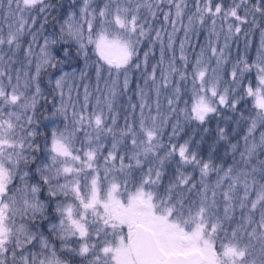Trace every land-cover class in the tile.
I'll return each instance as SVG.
<instances>
[{"label": "snow or ice", "instance_id": "snow-or-ice-1", "mask_svg": "<svg viewBox=\"0 0 264 264\" xmlns=\"http://www.w3.org/2000/svg\"><path fill=\"white\" fill-rule=\"evenodd\" d=\"M49 95L64 127L41 132ZM58 252L264 264V0H0V264H72Z\"/></svg>", "mask_w": 264, "mask_h": 264}, {"label": "trees", "instance_id": "trees-1", "mask_svg": "<svg viewBox=\"0 0 264 264\" xmlns=\"http://www.w3.org/2000/svg\"><path fill=\"white\" fill-rule=\"evenodd\" d=\"M52 2L53 3H57V4H64L65 6H67V4L69 3V0H52ZM58 11H60V10L58 9ZM56 14L57 13H53V15H56ZM205 34H202L200 36V41L201 42L204 41V35ZM182 35H183V33H179L178 34L177 48H178L179 38L182 37ZM249 39L252 41V44H251V47H249V49L247 51V55L249 57V62L251 63L253 60H255L254 53L256 52V49H255V48H257L256 45L257 46L259 45V32L256 31V32L252 33V35L249 37ZM73 51H75V50L73 49ZM236 52H237V48L234 45L233 48H232V54H233V56L236 55ZM239 52H240L241 55H244L245 54V52H244V45H243V39L241 40V43H240V46H239ZM156 57L157 58L159 57V50H158V48L156 50ZM95 58L96 57L93 55L92 59L95 60ZM81 67H83V60H81L79 62V64H77L76 62L72 61V62H68L64 66L63 70H65V71L66 70H70L72 72L75 69L76 72H77V75H78L79 74V68H81ZM229 70H230V66H229ZM58 73L59 72H56L55 75H57ZM93 75H94V73H93ZM256 80H257V73H256L255 69H253L251 73L247 74V78L245 80V85H247V83L250 81L252 83L253 87H255ZM45 83H46L45 85H47V80H45ZM131 87H132L133 91L132 92H129L128 95L121 97L120 100H119V102H118L119 103V107L117 108V111L120 113V119H119L118 123L121 124V125L123 124V116L127 114V112L125 110L128 109L129 103L130 102L131 103H137L138 102V99H137V97L134 94V89H135V76L133 77V84L131 85ZM81 88H83V87L81 86L80 89ZM190 95H191L190 93L188 95H185L183 97V99L184 100H188L189 102H191L190 101ZM129 96H131V101H129ZM161 99H162V102L165 103V105H166V101L163 100V97H161ZM246 101H247L246 105L245 104H241L239 107L240 108L247 107V108L251 109V107L253 105V100L251 98H246ZM41 103H43V101ZM48 104H49V100H48ZM48 104H46L44 107H41L39 109V111L43 110V112L46 113L49 110V108H50V106L47 107ZM181 107H183V104H181ZM39 111H38L37 115H38V117L40 119V125H41L40 126V131L41 132L50 131V129H51L50 125L43 120L42 113L39 112ZM129 111H130V109H129ZM137 112H138V110H137ZM245 115H248V112H245ZM44 125H48V127L45 128ZM195 127H196L195 123H193L192 125L187 126L185 128V133L191 134L192 129L195 128ZM210 127L213 128V129L215 128V121H212L211 122ZM233 127H235V125H233ZM166 131H169L170 132V128L166 129ZM241 135H243L242 132H241ZM165 139H166V137H165ZM196 139H199V134H197ZM181 142H183V141L181 140ZM210 143H211V136L206 137V142L202 145V154H204L205 156L207 155L208 145ZM223 151H224L223 147H220L219 148V152H220L221 155L223 154ZM195 175H196V177L198 179L199 178L198 172ZM213 179H214V177H213ZM164 183L167 184V177H165Z\"/></svg>", "mask_w": 264, "mask_h": 264}, {"label": "rangeland", "instance_id": "rangeland-1", "mask_svg": "<svg viewBox=\"0 0 264 264\" xmlns=\"http://www.w3.org/2000/svg\"><path fill=\"white\" fill-rule=\"evenodd\" d=\"M256 47H257V45H256ZM256 49V48H255ZM254 55H255V58H256V52L254 53ZM65 71V70H64ZM65 72H71L70 70H66ZM58 75H60V73H58L56 76H58ZM46 84V83H45ZM46 86V85H45ZM257 86V80H256V85H255V87ZM79 93H80V95H79V100H80V102H82L83 101V88H81L80 90H79ZM74 96L76 95L75 93L73 94ZM48 100H49V104H48V106L47 107H49L50 106V108H49V110L46 112V113H44L43 112V110H41V111H39V112H41L42 113V118H43V120L46 122V123H48L49 125H50V127H52L53 125L52 124H50V119H54L55 120V123H56V125H58L60 128H63L64 127V121H63V117H52V112L54 111V109L52 108V101H53V98H52V96H48ZM52 100V101H51ZM55 103L57 104V105H59V103H60V98H59V96L57 95L56 96V98H55ZM92 103H95V100L93 99L92 100ZM43 104V103H42ZM45 106V105H44ZM43 106V107H44ZM70 111L71 110H69V113H70ZM77 147H79V143H77ZM57 248L59 249V244H57ZM58 255H60L61 256V258L62 259H69V260H71L72 261V264H80V260H79V258H75V259H73L72 257H70V256H68V255H66V254H64V253H61V252H58Z\"/></svg>", "mask_w": 264, "mask_h": 264}]
</instances>
